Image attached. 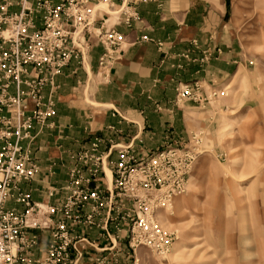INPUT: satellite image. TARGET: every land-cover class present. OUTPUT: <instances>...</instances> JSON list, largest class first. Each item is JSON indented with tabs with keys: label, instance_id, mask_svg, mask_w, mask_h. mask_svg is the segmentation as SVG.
<instances>
[{
	"label": "built area",
	"instance_id": "2783aa9c",
	"mask_svg": "<svg viewBox=\"0 0 264 264\" xmlns=\"http://www.w3.org/2000/svg\"><path fill=\"white\" fill-rule=\"evenodd\" d=\"M114 1L0 0V264H80L84 254L77 243L95 226L103 230L113 226L118 242L126 230L134 254L143 246L169 251L172 239L156 216L159 206L171 197L159 193L161 186L157 189L156 171L165 170L164 154L136 153L129 145L117 149L113 160L112 152L99 153L97 140L74 157L69 181L62 188L64 196L56 204L35 202L21 188L40 170L24 142L31 139L35 123L45 126L55 115L58 76L71 61L82 59L89 47L87 37L97 22V8ZM127 9L117 12L130 24L135 14ZM99 40L105 49L100 68L106 72L120 61L126 38L110 28L99 34ZM46 88L50 89L47 99ZM201 89L199 83L181 87L176 104L200 100ZM107 168L113 175L112 188L103 190L100 179ZM9 201L24 209H8ZM43 232L50 234L46 254L33 259ZM110 252L94 264H129L122 259L117 242Z\"/></svg>",
	"mask_w": 264,
	"mask_h": 264
},
{
	"label": "crops",
	"instance_id": "0c3cea01",
	"mask_svg": "<svg viewBox=\"0 0 264 264\" xmlns=\"http://www.w3.org/2000/svg\"><path fill=\"white\" fill-rule=\"evenodd\" d=\"M107 6L109 13L99 9L96 14L82 59L71 61L57 78L55 115L45 126L35 123L31 139L24 142L40 170L21 188L35 202L56 204L64 196L74 157L97 140L99 153L110 151L116 160L122 147L154 152L188 139L187 111L196 107L191 101L176 104L178 90L194 83L225 82L242 63V47L232 27V0H115ZM122 7L135 14L130 24L117 12ZM110 28L126 41L120 61L104 72L99 34ZM49 91L46 88V99ZM28 105L34 109L32 101ZM107 170L111 171L107 168L100 179L103 190L112 188L113 175L111 181ZM7 208L24 209L14 201ZM125 233L118 242L111 225L107 230L88 229L85 240L77 243L84 254L80 264H94L96 258L113 253L116 242L125 260L129 250ZM39 237L33 259L44 257L50 242L48 232Z\"/></svg>",
	"mask_w": 264,
	"mask_h": 264
},
{
	"label": "rangeland",
	"instance_id": "374dc122",
	"mask_svg": "<svg viewBox=\"0 0 264 264\" xmlns=\"http://www.w3.org/2000/svg\"><path fill=\"white\" fill-rule=\"evenodd\" d=\"M232 5L242 63L227 81L200 84L189 138L154 151L167 157L156 182L171 197L156 216L172 244L126 249L129 264H264V0Z\"/></svg>",
	"mask_w": 264,
	"mask_h": 264
},
{
	"label": "bare ground",
	"instance_id": "6f19581e",
	"mask_svg": "<svg viewBox=\"0 0 264 264\" xmlns=\"http://www.w3.org/2000/svg\"><path fill=\"white\" fill-rule=\"evenodd\" d=\"M107 173L109 175L110 180L112 181V173H111V171L107 170Z\"/></svg>",
	"mask_w": 264,
	"mask_h": 264
}]
</instances>
